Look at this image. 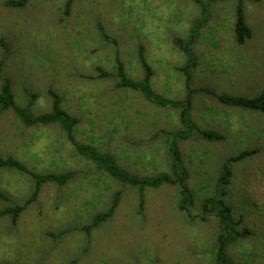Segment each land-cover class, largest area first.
<instances>
[{"label":"rangeland","instance_id":"obj_1","mask_svg":"<svg viewBox=\"0 0 264 264\" xmlns=\"http://www.w3.org/2000/svg\"><path fill=\"white\" fill-rule=\"evenodd\" d=\"M0 0V86L7 79L13 99L32 115L49 112L51 89L61 107L77 118V141L110 153L138 176L169 172L166 137L181 129L180 108L158 106L136 90L119 87L116 58L126 76L141 81L140 50L162 97L182 101L185 54L173 42L186 38L200 9L193 0ZM209 18L192 51L189 116L199 131L178 143L192 202L178 207L177 185L137 187L122 183L79 155L57 124L24 125L0 109V157H12L37 174L76 171L66 184H41L13 168L0 169V264H217L219 221L201 203L218 194L228 158L229 182L221 189L231 229L247 231L225 249L233 264H264V112L227 106L216 95L254 97L264 89V0H243L251 37L235 41L237 0H204ZM101 72L107 75L102 76ZM115 192L111 217L87 233L97 212ZM24 206L17 219L1 213Z\"/></svg>","mask_w":264,"mask_h":264},{"label":"trees","instance_id":"obj_2","mask_svg":"<svg viewBox=\"0 0 264 264\" xmlns=\"http://www.w3.org/2000/svg\"><path fill=\"white\" fill-rule=\"evenodd\" d=\"M27 0H9L6 2L9 6H23ZM198 4L200 9V16L196 18L189 29L186 38H174L173 42L178 48L185 54L187 62L181 67V71L185 75V87L186 97L182 101H173L162 97L155 93L150 86V78L153 75V71L147 64L142 51L140 50V62L144 70V76L141 81H134L126 76L123 69L122 62L116 58V77L118 79L117 85L132 90L139 91L145 99L158 105V106H175L180 108L179 121L181 129L176 131H161L166 137V149L169 156V172H160L152 176H138L131 174L126 169L121 168L115 161V158L107 152H101L95 146L81 143L76 140L74 135V127L77 124V118L69 114L61 107L60 97L53 90L49 89L48 94L51 97V109L49 112L39 115H32L27 108L19 107L15 104L13 94L10 89V84L7 79L4 80L0 86V109H10L20 121L26 126L32 125H49L57 124L64 132L65 137L71 142L76 152L83 156L85 159L91 161L96 165L98 169L103 170L109 176L122 183L129 184L137 187L138 193L142 196V191L145 187L157 188L162 184L177 185L179 187L180 199L178 207L180 210H187L188 206L192 202L191 192L187 187L186 180L188 174L183 167L182 156L179 151L178 143L181 140H186L194 135H198L204 140L217 141L222 138L221 135L209 132L199 131L192 122L189 111L191 108V98L197 91L191 86L192 70L197 65V57L192 51V46L196 42L198 37V31L203 24L208 20L210 14L208 10V4L204 3V0H193ZM72 0H67L66 11L69 10ZM243 0H237L235 7V23L234 34L235 41L238 44H244L247 39L251 37V29L248 26L244 12H243ZM102 76H106L105 72H101ZM217 100L227 106H233L238 108L249 109L258 112H264V89L254 97H243L234 95H216ZM254 153V150L242 151L235 157L228 158L222 166L221 174L216 183V189L218 194L215 196L206 198L201 203V210L204 214H213L219 223V232L216 237V253L215 259L217 264H233L226 255V246L237 236H245L248 232L241 231L236 232L231 229V223L229 221L230 208L223 203L220 199V195L224 192L221 191L224 185L229 182L231 175L229 169V162L240 160L246 156ZM13 168L18 171L29 174L35 182L33 196L29 202L38 193V190L44 182H54L58 185H64L70 181L76 174V171H67L60 174L47 173L37 174L26 168L25 165L13 159L12 157H0V169ZM0 198L5 196L0 192ZM119 201V193L115 192L110 201V206L101 212H97L91 222L84 227L85 231L89 233L91 229L106 221L112 216L115 207ZM24 209V206L14 205L4 209L1 213L9 214L12 221H15L20 213Z\"/></svg>","mask_w":264,"mask_h":264}]
</instances>
